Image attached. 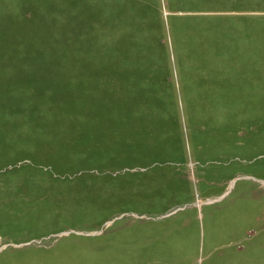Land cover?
Here are the masks:
<instances>
[{"label": "rangeland", "instance_id": "obj_1", "mask_svg": "<svg viewBox=\"0 0 264 264\" xmlns=\"http://www.w3.org/2000/svg\"><path fill=\"white\" fill-rule=\"evenodd\" d=\"M0 264H264V0H0Z\"/></svg>", "mask_w": 264, "mask_h": 264}]
</instances>
